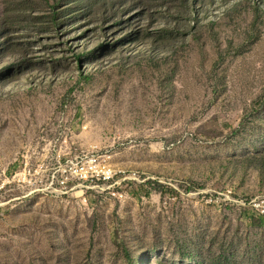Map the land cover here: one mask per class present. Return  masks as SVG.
<instances>
[{
  "label": "rangeland",
  "instance_id": "1",
  "mask_svg": "<svg viewBox=\"0 0 264 264\" xmlns=\"http://www.w3.org/2000/svg\"><path fill=\"white\" fill-rule=\"evenodd\" d=\"M259 200L264 0H0V264H264Z\"/></svg>",
  "mask_w": 264,
  "mask_h": 264
},
{
  "label": "built area",
  "instance_id": "2",
  "mask_svg": "<svg viewBox=\"0 0 264 264\" xmlns=\"http://www.w3.org/2000/svg\"><path fill=\"white\" fill-rule=\"evenodd\" d=\"M62 184H66L65 181L62 182ZM251 207H253L254 210L258 211V213L264 215V200L259 201H251Z\"/></svg>",
  "mask_w": 264,
  "mask_h": 264
}]
</instances>
